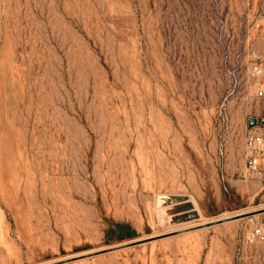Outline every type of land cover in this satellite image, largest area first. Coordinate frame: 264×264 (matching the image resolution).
I'll return each mask as SVG.
<instances>
[{
  "label": "rangeland",
  "instance_id": "obj_1",
  "mask_svg": "<svg viewBox=\"0 0 264 264\" xmlns=\"http://www.w3.org/2000/svg\"><path fill=\"white\" fill-rule=\"evenodd\" d=\"M255 58L264 0H0V264H264L208 226L264 209Z\"/></svg>",
  "mask_w": 264,
  "mask_h": 264
},
{
  "label": "built area",
  "instance_id": "obj_2",
  "mask_svg": "<svg viewBox=\"0 0 264 264\" xmlns=\"http://www.w3.org/2000/svg\"><path fill=\"white\" fill-rule=\"evenodd\" d=\"M258 29L259 25L256 22L251 27L253 38ZM247 75L254 82L253 88L257 91V97L264 98V62L261 58H255L249 63ZM220 153L223 155V147L220 148ZM244 163V178L246 180L255 179L264 182V133L256 132L253 128H251L245 140ZM245 220L249 227L244 233L245 242L249 244H264V213L248 217ZM67 264L79 263L77 261H68Z\"/></svg>",
  "mask_w": 264,
  "mask_h": 264
},
{
  "label": "water",
  "instance_id": "obj_3",
  "mask_svg": "<svg viewBox=\"0 0 264 264\" xmlns=\"http://www.w3.org/2000/svg\"><path fill=\"white\" fill-rule=\"evenodd\" d=\"M250 122H251V124H250L251 128H254L257 125H263L264 126V122L263 121H258V120L253 119V118L250 119ZM262 213H264V209L253 211V212H250V213H243V214H239V215H236V216H233V217H228L226 219L218 220V221L209 223L208 226H214V225H218V224H222V223H226V222H231V221H235V220L246 219L248 217L259 215V214H262ZM153 240L154 239H151V238L144 239V240H141V241H136V242H133V243H129L127 245L115 247V248L108 249V250H105V251H100V252L94 253L92 255L104 254V253H107V252H113L115 250H120V249L129 248V247H133V246H138V245L149 243V242H151ZM67 262H68V260L67 261H62L60 263L64 264V263H67ZM60 263H58V264H60Z\"/></svg>",
  "mask_w": 264,
  "mask_h": 264
},
{
  "label": "trees",
  "instance_id": "obj_4",
  "mask_svg": "<svg viewBox=\"0 0 264 264\" xmlns=\"http://www.w3.org/2000/svg\"><path fill=\"white\" fill-rule=\"evenodd\" d=\"M108 242H123L138 237V233L131 225L119 222H111L106 232Z\"/></svg>",
  "mask_w": 264,
  "mask_h": 264
},
{
  "label": "bare ground",
  "instance_id": "obj_5",
  "mask_svg": "<svg viewBox=\"0 0 264 264\" xmlns=\"http://www.w3.org/2000/svg\"><path fill=\"white\" fill-rule=\"evenodd\" d=\"M179 197V196H178ZM171 199H172V197H170ZM169 200V199H168ZM176 200V199H175ZM189 200V199H188ZM174 201V200H173ZM180 203V202H179ZM174 207H175V205H174ZM184 207V206H183ZM182 207V208H183ZM164 208H166V207H164ZM197 208V207H196ZM189 210V209H188ZM169 211V210H168ZM182 212V211H181ZM185 213V212H184ZM178 214V213H177ZM198 215V214H197ZM174 215H172V217H173ZM171 219V218H170ZM172 220V219H171ZM176 220V219H175ZM64 264H67V263H64Z\"/></svg>",
  "mask_w": 264,
  "mask_h": 264
}]
</instances>
